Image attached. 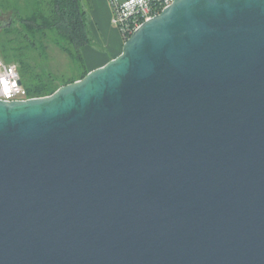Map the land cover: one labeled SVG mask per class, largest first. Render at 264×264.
<instances>
[{
	"label": "water",
	"instance_id": "1",
	"mask_svg": "<svg viewBox=\"0 0 264 264\" xmlns=\"http://www.w3.org/2000/svg\"><path fill=\"white\" fill-rule=\"evenodd\" d=\"M0 264H264V0H173L0 100Z\"/></svg>",
	"mask_w": 264,
	"mask_h": 264
},
{
	"label": "rangeland",
	"instance_id": "2",
	"mask_svg": "<svg viewBox=\"0 0 264 264\" xmlns=\"http://www.w3.org/2000/svg\"><path fill=\"white\" fill-rule=\"evenodd\" d=\"M36 1H29L30 5L25 6L26 0H0V57L17 64L26 83H47L58 89L70 78L78 79L82 71L103 65L121 52L122 45L115 56L100 57L89 50L84 52L87 45L81 53L69 47L70 54L63 49L65 44H60L53 32H35L23 22L24 18L32 16L36 10L46 12L48 1ZM87 1L79 0V3L87 8ZM122 38L124 42L127 37Z\"/></svg>",
	"mask_w": 264,
	"mask_h": 264
},
{
	"label": "trees",
	"instance_id": "3",
	"mask_svg": "<svg viewBox=\"0 0 264 264\" xmlns=\"http://www.w3.org/2000/svg\"><path fill=\"white\" fill-rule=\"evenodd\" d=\"M34 0H26V5ZM41 0L36 2L40 3ZM45 5L46 12L36 10L32 16L23 19L32 31L53 32L58 42L63 45V49L71 54L69 47L79 53L82 48L90 44V37L86 24V8L79 3V0H47ZM35 11V10H34ZM7 62V61H6ZM19 68V66H18ZM19 72L24 85L26 86L29 95L45 96L53 93L56 88L50 87L47 83L43 84H28L23 78L21 69ZM88 71H82L79 78L86 75ZM77 78H70L66 83L72 82Z\"/></svg>",
	"mask_w": 264,
	"mask_h": 264
},
{
	"label": "built area",
	"instance_id": "4",
	"mask_svg": "<svg viewBox=\"0 0 264 264\" xmlns=\"http://www.w3.org/2000/svg\"><path fill=\"white\" fill-rule=\"evenodd\" d=\"M173 0H107L111 23L123 37L129 35L145 20L158 14ZM31 96L24 85L18 65L0 57V100H26Z\"/></svg>",
	"mask_w": 264,
	"mask_h": 264
},
{
	"label": "crops",
	"instance_id": "5",
	"mask_svg": "<svg viewBox=\"0 0 264 264\" xmlns=\"http://www.w3.org/2000/svg\"><path fill=\"white\" fill-rule=\"evenodd\" d=\"M86 7V24L91 43L84 52L89 50L105 58L115 56L123 45V38L111 23V10L107 0H89Z\"/></svg>",
	"mask_w": 264,
	"mask_h": 264
}]
</instances>
